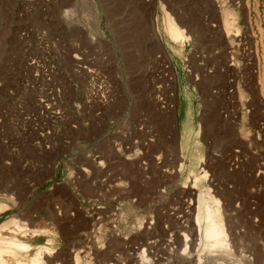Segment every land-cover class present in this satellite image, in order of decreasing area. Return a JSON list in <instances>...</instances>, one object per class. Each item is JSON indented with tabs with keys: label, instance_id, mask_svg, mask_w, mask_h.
<instances>
[{
	"label": "rangeland",
	"instance_id": "obj_1",
	"mask_svg": "<svg viewBox=\"0 0 264 264\" xmlns=\"http://www.w3.org/2000/svg\"><path fill=\"white\" fill-rule=\"evenodd\" d=\"M32 1L34 9L23 0H0V204L8 205L0 225L15 217L33 232L51 222L52 238L41 234L28 240V250L52 252L45 264H77V257L79 264H264V0H112L155 7L169 47L182 59L190 54L182 89L168 81V90L153 94L150 78L143 77L131 86L134 92L118 93L113 87L112 103L93 105L85 114L69 107L82 105L89 78L71 54L77 49L88 53L84 22L98 27L106 19L99 6L110 0ZM179 5L188 10V20L200 25L199 35L181 26L185 14ZM225 14L232 15L231 33ZM167 17L185 29V48L167 34ZM24 30L31 31V40L37 30L46 31L65 52L58 58L54 52L45 63V70L57 68L52 84L65 87L67 107L65 120H58L59 145L42 154L17 130L18 111L7 101L11 90L17 96L25 92L26 45L19 35ZM31 52L43 55L35 42ZM196 55L202 65L198 72L190 66ZM131 96L134 109H127L111 129L112 139L124 147L118 152L112 140H105L91 149L106 161L102 171L88 157L87 146L74 144L73 138L88 135L85 122L94 112L116 114L130 106ZM28 101L33 107V95ZM8 106L19 125L5 117ZM193 127L195 132L200 128L198 149L203 150L194 174ZM151 133L155 142L148 146ZM53 160L61 164L41 166ZM98 179L101 183L92 188ZM199 195L220 200L228 234V249L211 258L208 251L190 246L192 234L198 236Z\"/></svg>",
	"mask_w": 264,
	"mask_h": 264
},
{
	"label": "crops",
	"instance_id": "obj_2",
	"mask_svg": "<svg viewBox=\"0 0 264 264\" xmlns=\"http://www.w3.org/2000/svg\"><path fill=\"white\" fill-rule=\"evenodd\" d=\"M99 7L103 8L100 15L104 13L106 19L100 20L98 27L84 22L83 45L88 50L86 60H95L100 75L112 82L116 92L132 93L134 90L131 86L140 83L141 78L149 77L153 94L166 91L167 88L163 84L169 78L176 82L181 93L187 56L190 54L187 53L186 58L182 59L169 47L165 33L160 32L155 7L128 6L112 0L105 2L104 6L100 4ZM178 8L180 13L185 14L181 17L184 22L181 26L193 36L199 35V24L188 20L186 7L179 5ZM157 10L161 11L160 5ZM148 13L150 16L146 15ZM180 29L185 31L181 27ZM90 34L94 39L91 40ZM195 51L197 53L198 49ZM193 60L191 69L198 72L202 66L201 57L196 55ZM131 100L130 106L123 107L116 114H108L102 110L100 113L94 112L93 118L89 119L88 135L83 139L73 138L72 142L82 144L85 148L87 146L89 150L99 141L112 140L115 143L111 129L123 118L127 109H134V96H131ZM60 164L58 160H53L45 161L41 166L53 168Z\"/></svg>",
	"mask_w": 264,
	"mask_h": 264
},
{
	"label": "built area",
	"instance_id": "obj_3",
	"mask_svg": "<svg viewBox=\"0 0 264 264\" xmlns=\"http://www.w3.org/2000/svg\"><path fill=\"white\" fill-rule=\"evenodd\" d=\"M23 2H27L28 8L34 9V1L23 0ZM30 32L29 30L19 32L21 40L26 45L24 52L26 58L23 72L25 92L17 96L11 90L7 101H9L8 105L13 101L12 109L14 108L18 111L21 124L17 130L21 135H24V139L33 142L34 146L39 149V154H42L59 145L61 129L58 127V120H61V122L65 120V109L67 107L65 104V99L67 98L65 87L52 84L57 68L52 66L50 71L45 70V63L49 57L54 56V52H56V58L65 52L61 49L60 40L49 39L46 31L37 30V35L33 40L30 38ZM32 41L43 51V55L37 56L32 54ZM87 54V51L83 52L78 49L71 54L77 63V67L81 68V72L87 76L89 74L87 85L83 89L82 105L73 103V106H70L68 103L69 107L76 109L75 112L79 114L80 109L85 114L86 112L88 113L93 105L104 107L115 100L113 86L105 77L100 75L94 59L90 61L86 60ZM168 81H172V78H169L166 81L167 83L163 84L167 90L170 86ZM74 89L77 93H80L77 85H74ZM30 95H33L34 98L33 107L28 101V96ZM12 109L8 106L5 111V117L12 124L19 125L17 122L18 119L12 115ZM100 112L101 110L98 111V113ZM88 125H90L89 122H85V126L89 127ZM13 151L19 153V148H14Z\"/></svg>",
	"mask_w": 264,
	"mask_h": 264
},
{
	"label": "bare ground",
	"instance_id": "obj_4",
	"mask_svg": "<svg viewBox=\"0 0 264 264\" xmlns=\"http://www.w3.org/2000/svg\"><path fill=\"white\" fill-rule=\"evenodd\" d=\"M169 16V15H168ZM224 24L227 29V33H231L232 29V15L225 14ZM70 18V17H69ZM166 22V31L171 40L177 43L180 47L185 48L187 40L189 37L184 35V31L181 30L177 24L173 22L172 19L167 17ZM67 22H70V19H67ZM70 24V23H69ZM232 29V30H231ZM188 117V116H187ZM90 124V123H89ZM189 125V123H186ZM187 125V126H188ZM192 126V125H191ZM191 129V134L194 131ZM188 130V129H187ZM193 131V132H192ZM189 133V132H188ZM151 138L149 139L147 145L153 144L155 142V136L151 133ZM200 135V128L195 132V140L192 142V151H191V161H192V174L196 171V168L200 166L202 154L198 149L199 141L198 137ZM127 137V135L125 136ZM130 141L134 138L132 137V132L129 134ZM190 137V136H189ZM192 140V139H191ZM190 140V141H191ZM138 145V142H135ZM115 146L118 147V152L120 148H123L122 143H116ZM134 148V143L130 149ZM184 144L182 149L184 151ZM203 151V150H201ZM22 150L19 148V153L21 154ZM46 152V151H45ZM88 157L95 164V167H98L100 170L105 171L106 161L101 160L102 155L100 151L89 150ZM95 152V153H94ZM186 153V152H185ZM191 165V164H190ZM86 177L89 178L91 175V170L88 169V172L84 170ZM90 172V173H89ZM197 173V172H196ZM207 173V172H206ZM201 176V175H200ZM200 180L199 176H195V183ZM100 179L97 182L92 184V188H97V184H100ZM202 190V189H201ZM203 191V190H202ZM201 194V193H200ZM205 194V193H204ZM207 194V193H206ZM13 199V198H12ZM220 201V200H219ZM218 199L207 195H199L198 208L196 213V223L198 228V236L196 237L192 234L191 247L199 246L201 249L208 251V257H214L211 253L217 251L227 250L229 247L228 234L224 224V218L221 213V207L219 205ZM8 208V205L5 203L0 204V213L5 211ZM26 226L24 223L19 222L15 217L11 218L9 221L3 222L0 225V264H45L47 257H50L52 252L43 247H34L29 248L28 240H33L38 235L43 234L49 240L50 235L55 234V227L51 222H43L39 224L33 232H28L27 229L23 228L21 225ZM28 227V226H27ZM206 253V252H205ZM207 255V254H206ZM77 264H79V259H76ZM55 262V261H54Z\"/></svg>",
	"mask_w": 264,
	"mask_h": 264
}]
</instances>
